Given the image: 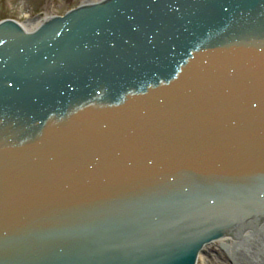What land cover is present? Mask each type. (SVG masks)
<instances>
[{
  "label": "water",
  "instance_id": "95a60500",
  "mask_svg": "<svg viewBox=\"0 0 264 264\" xmlns=\"http://www.w3.org/2000/svg\"><path fill=\"white\" fill-rule=\"evenodd\" d=\"M35 20H0V264H196L264 240V0Z\"/></svg>",
  "mask_w": 264,
  "mask_h": 264
},
{
  "label": "rangeland",
  "instance_id": "374dc122",
  "mask_svg": "<svg viewBox=\"0 0 264 264\" xmlns=\"http://www.w3.org/2000/svg\"><path fill=\"white\" fill-rule=\"evenodd\" d=\"M82 1L84 0H0V20L5 18L13 19L30 28L35 22L26 24L25 21L28 18H32L39 13L60 15ZM197 264L231 263L221 253L218 246L209 244L205 246V251L199 255Z\"/></svg>",
  "mask_w": 264,
  "mask_h": 264
},
{
  "label": "bare ground",
  "instance_id": "6f19581e",
  "mask_svg": "<svg viewBox=\"0 0 264 264\" xmlns=\"http://www.w3.org/2000/svg\"><path fill=\"white\" fill-rule=\"evenodd\" d=\"M45 15H47V14H45ZM253 238H255V239H253ZM243 242L244 243L239 244V245L241 247H242V245H243V247L245 246V248H247V250L243 251L241 248H238L237 249L238 253L234 252L235 255L233 253L229 254V255H231L230 259L227 257V254L225 252H223L221 250L220 251L225 257L228 258L229 261H232V262H230L231 264H264V253L260 254L258 252L261 248H262L261 250H264L263 237L261 235L253 236V234H251L249 236V238H246ZM212 244H215L216 246H218L219 242L217 241V242H214ZM255 244H257L258 246H256ZM248 246H250V248ZM218 248H219V246H218Z\"/></svg>",
  "mask_w": 264,
  "mask_h": 264
}]
</instances>
